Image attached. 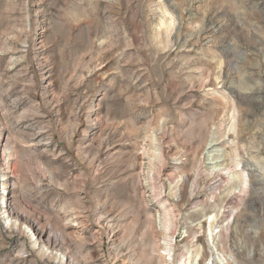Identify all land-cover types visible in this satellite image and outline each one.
I'll list each match as a JSON object with an SVG mask.
<instances>
[{
    "label": "rangeland",
    "instance_id": "rangeland-1",
    "mask_svg": "<svg viewBox=\"0 0 264 264\" xmlns=\"http://www.w3.org/2000/svg\"><path fill=\"white\" fill-rule=\"evenodd\" d=\"M261 84L264 0H0V264H157L164 180L197 171L199 198L167 199L178 242L235 194L233 264H264V204L233 177L264 183Z\"/></svg>",
    "mask_w": 264,
    "mask_h": 264
},
{
    "label": "bare ground",
    "instance_id": "bare-ground-1",
    "mask_svg": "<svg viewBox=\"0 0 264 264\" xmlns=\"http://www.w3.org/2000/svg\"><path fill=\"white\" fill-rule=\"evenodd\" d=\"M168 22H170V20ZM175 23H176V21H173V20H171L170 24H168L167 21H165V20L162 21V25L165 26L166 29L168 28L167 26H169V25H170V28H175V25H177ZM258 90H260V92L264 95V87L262 84L259 85ZM254 91H255V89H254ZM256 107L260 109L261 105H259V103H258V105H256ZM230 130L231 129H229V131ZM221 131H222V129H221ZM218 132L219 131H217L215 134H218ZM216 138L214 137L211 140V142L208 144L207 149L209 150V153L218 152V151H224L225 152L226 143L223 140H221L219 137H216ZM227 157H229V154L227 156H225L224 160L222 159V161H219V162L217 161V162L213 163L214 166L212 169H214V171H215V169H219V168L221 170L225 169V168H221V167L226 166ZM239 164H241V163H239ZM249 164L243 165V168L241 170L240 169L236 170L233 173L234 174L233 177L239 178V180H240V185H241L240 188L241 189L240 188L239 189L241 190L240 191L241 194H244L242 197L243 200L247 199V197L250 195V198L252 200H254V201L257 200L260 203L264 204V183L258 179V177L255 174L256 171L251 169L252 165L250 164L251 165L250 166ZM259 168L261 170H264L263 167H259ZM198 175H199V171H197L195 178H192L191 177L192 175L185 174L183 182L179 186L176 185L173 188L170 185V183H169L170 180L168 178L164 180L168 184V186H167L168 190H167V192L164 191L161 195V199H163L164 202H162V206L159 209V211H160L159 217L156 218V216L154 215L153 217H151L152 220L150 223V227L154 228L153 234H154V237H156V239H154V240H157L153 244V248H152V254L155 256V259H157V264H208V263L209 264L210 263L211 264H233L234 262L236 263V261H237V256L240 252H238V254L236 255V254H232L230 252L231 250L227 249V245L229 244L227 242V239L230 235L227 237V235L225 234V232H229L228 230L231 226L229 223V219H231V217L233 215V213H231L233 210L230 209V206L233 205V201L237 198V195H235V194L226 196L225 205L222 206L221 209L212 210V212L210 213L212 216V222H211L212 224L209 226V228L206 229V225H207L206 222L203 226H200V228H198L199 231L202 230L201 232H203V236L200 239H196L198 236L196 237V235H195L198 232V229L195 230V227H197L199 225L198 224L195 227L187 228V230L185 231V236L182 238V240H180L179 242L177 240V232L179 231L178 223H179L180 219L178 218V216L175 215L176 214L174 211L175 207L170 208V205L167 202L168 201L167 199H173L174 200L175 198L176 199L178 198V201L180 199V201L183 202V201L191 200L192 198L193 199L199 198L196 194H194V190H193V188L195 187V183H196V179H197ZM172 176H173V174H172ZM224 177H225V175H224ZM190 183H192L191 187H193V188L192 189L190 188V190H189V185H191ZM163 184H165V183H163ZM243 184H246L247 187H244ZM4 187H6V185H4ZM250 188H253V191H251L252 189H250ZM160 189H161V187H160ZM158 197H159V195H158ZM3 199L6 200L5 198H3ZM206 203H208V202H206ZM240 205H237V206H240ZM203 207H205V205ZM237 209H238V207H237ZM201 212H202V210H201ZM204 213L207 214V211ZM109 215L108 216H102V217L100 216V218L98 219V224L100 225V226L99 225L98 226L101 229H104L105 227L109 226L112 223V221L114 220L111 217H109ZM249 220H250V217L248 215V212L245 211L238 216V218L235 220V223H236V226H239V227L241 226V228H243L249 222ZM157 222H158V224H157ZM156 224H157V226H155ZM110 227L114 228L113 225L109 226L108 228H110ZM108 228H107V230H108ZM216 228L219 229V232L217 234L215 233ZM193 235H195L193 237L194 240H192L193 238H191ZM112 238H114V239L112 240ZM120 240L121 239H119L118 235L114 234V232L112 231V234H111V241L113 242V244L111 245L112 249H113V247L116 246V243L120 242ZM66 261H67V264H69L67 258H66ZM110 264H131L129 262L128 251H126V253H124L122 251V253H120L119 256L112 257Z\"/></svg>",
    "mask_w": 264,
    "mask_h": 264
}]
</instances>
